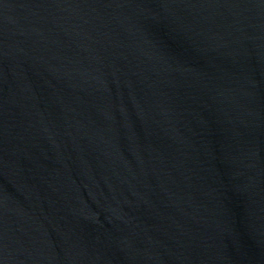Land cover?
<instances>
[{"label": "water", "instance_id": "95a60500", "mask_svg": "<svg viewBox=\"0 0 264 264\" xmlns=\"http://www.w3.org/2000/svg\"><path fill=\"white\" fill-rule=\"evenodd\" d=\"M0 264H264V0H0Z\"/></svg>", "mask_w": 264, "mask_h": 264}]
</instances>
